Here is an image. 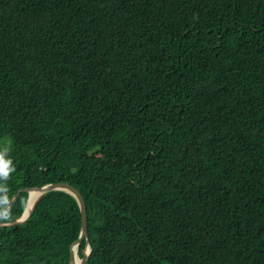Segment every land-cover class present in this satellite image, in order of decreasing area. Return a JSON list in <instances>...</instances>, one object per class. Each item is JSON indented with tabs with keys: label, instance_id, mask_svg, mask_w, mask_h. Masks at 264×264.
Masks as SVG:
<instances>
[{
	"label": "trees",
	"instance_id": "obj_1",
	"mask_svg": "<svg viewBox=\"0 0 264 264\" xmlns=\"http://www.w3.org/2000/svg\"><path fill=\"white\" fill-rule=\"evenodd\" d=\"M5 150L0 209L80 192L84 264H264V0H0ZM79 233L46 192L0 264H70Z\"/></svg>",
	"mask_w": 264,
	"mask_h": 264
},
{
	"label": "water",
	"instance_id": "obj_2",
	"mask_svg": "<svg viewBox=\"0 0 264 264\" xmlns=\"http://www.w3.org/2000/svg\"><path fill=\"white\" fill-rule=\"evenodd\" d=\"M49 191H63L66 193H69L72 195L79 207L80 211V233L76 241H74L71 246H70V264H84L90 255L91 252V245L89 242L88 234H87V214H86V206L85 202L83 200L82 195L80 192L71 184L65 183V182H52V183H43L39 184L33 187H20L18 191L7 201V203L0 209V218L2 215L12 206V204L16 201L18 196L20 195L21 192H27V200H26V206L21 214V216L16 219L15 221L12 222H1L0 220V228L1 227H11L17 224H20L24 222L30 215L29 213H26L27 207H28V202L30 199V193L36 195V199ZM31 211V209H30ZM85 239V245H84V250H83V255L80 257L78 255V246L81 242L82 239ZM74 247L76 249L74 250ZM75 257H79V261H76Z\"/></svg>",
	"mask_w": 264,
	"mask_h": 264
},
{
	"label": "clouds",
	"instance_id": "obj_3",
	"mask_svg": "<svg viewBox=\"0 0 264 264\" xmlns=\"http://www.w3.org/2000/svg\"><path fill=\"white\" fill-rule=\"evenodd\" d=\"M5 153H0V180H6L10 172L14 171V168L10 167L11 161L3 159Z\"/></svg>",
	"mask_w": 264,
	"mask_h": 264
},
{
	"label": "bare ground",
	"instance_id": "obj_4",
	"mask_svg": "<svg viewBox=\"0 0 264 264\" xmlns=\"http://www.w3.org/2000/svg\"><path fill=\"white\" fill-rule=\"evenodd\" d=\"M36 200V195L30 193V199H29V202H28V207H27V211L26 213H29L30 212V209L32 208L34 202ZM76 249V247H74V250ZM76 261H79V257H75Z\"/></svg>",
	"mask_w": 264,
	"mask_h": 264
}]
</instances>
